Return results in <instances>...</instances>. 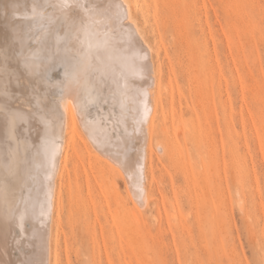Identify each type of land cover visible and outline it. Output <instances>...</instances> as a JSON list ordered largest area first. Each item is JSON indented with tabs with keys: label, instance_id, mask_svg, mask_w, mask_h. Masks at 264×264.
I'll return each mask as SVG.
<instances>
[{
	"label": "rangeland",
	"instance_id": "374dc122",
	"mask_svg": "<svg viewBox=\"0 0 264 264\" xmlns=\"http://www.w3.org/2000/svg\"><path fill=\"white\" fill-rule=\"evenodd\" d=\"M130 1L142 42L152 48V92L159 84L163 91L153 134L155 189L134 197L123 165L90 156L86 136L76 135L63 202L52 213L59 264H264V0Z\"/></svg>",
	"mask_w": 264,
	"mask_h": 264
},
{
	"label": "bare ground",
	"instance_id": "6f19581e",
	"mask_svg": "<svg viewBox=\"0 0 264 264\" xmlns=\"http://www.w3.org/2000/svg\"><path fill=\"white\" fill-rule=\"evenodd\" d=\"M134 7L130 0H0V264H59L60 251L53 243L52 213L63 202V180L69 171L66 170L71 150L76 147V135L79 137L81 132L86 136L82 139L84 150L101 159L94 157V162L116 163L115 169L119 165L122 169L123 165L120 172L126 173L134 197L145 192V186L155 189L153 134L159 127L155 128V115L163 91L159 84L155 85L157 94L152 92L155 79L149 60L152 48L142 42ZM149 115L151 129L147 122ZM146 124L152 134L146 131ZM146 133L151 136L146 137ZM100 161L98 165H104ZM117 171H111L112 175ZM105 174H101L104 183V177H109ZM148 175L152 180L149 185ZM115 181L111 180L116 185ZM77 188L80 189L78 185ZM87 193L88 197L90 192ZM94 199L95 202L98 198ZM152 199L156 200V195ZM105 203L102 206H107ZM111 217L115 218L113 214ZM156 219L163 220L161 216Z\"/></svg>",
	"mask_w": 264,
	"mask_h": 264
}]
</instances>
